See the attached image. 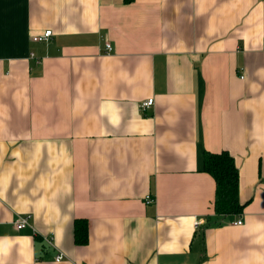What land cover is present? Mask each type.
Instances as JSON below:
<instances>
[{
	"label": "crops",
	"instance_id": "obj_1",
	"mask_svg": "<svg viewBox=\"0 0 264 264\" xmlns=\"http://www.w3.org/2000/svg\"><path fill=\"white\" fill-rule=\"evenodd\" d=\"M0 264H264V0H0Z\"/></svg>",
	"mask_w": 264,
	"mask_h": 264
},
{
	"label": "trees",
	"instance_id": "obj_2",
	"mask_svg": "<svg viewBox=\"0 0 264 264\" xmlns=\"http://www.w3.org/2000/svg\"><path fill=\"white\" fill-rule=\"evenodd\" d=\"M204 170L216 182L214 211L218 217L241 215L245 205L240 201V174L235 157L227 150L204 152ZM89 241L88 225L84 220L75 223V242L79 246Z\"/></svg>",
	"mask_w": 264,
	"mask_h": 264
},
{
	"label": "built area",
	"instance_id": "obj_3",
	"mask_svg": "<svg viewBox=\"0 0 264 264\" xmlns=\"http://www.w3.org/2000/svg\"><path fill=\"white\" fill-rule=\"evenodd\" d=\"M52 35H53V32L51 31V30H49V31H46L43 35H41V36H37V37H35L34 39H33V41H35V42H45V41H48L51 37H52ZM107 49H108V51H111V47L108 45L107 46ZM32 58H35V56L32 54V56H31ZM39 60H37V62H38ZM38 63H40V61L38 62ZM154 104V99L153 98H151V99H148L147 101H144L143 103H142V108L143 109H147V108H149L150 106H152ZM154 202V199L151 197V196H148L147 197V200H146V203L147 204H151V203H153ZM30 219H31V216H22V217H20L19 218V220L16 222V228H17V230H19V231H21V230H25V229H27L28 227H30V223H29V221H30ZM208 219H206V218H204V219H199V220H196L195 222H194V228L196 229V230H200V229H202V228H205V227H207V225H208V221H207ZM243 224V220L242 219H239L237 222H235V226H241ZM45 243L47 244V246H49V247H51V248H55V243H54V240H53V235H50V236H47L46 238H45ZM64 260V256H63V254H61V253H59L57 256H56V258H55V261L57 262V263H60V262H62Z\"/></svg>",
	"mask_w": 264,
	"mask_h": 264
}]
</instances>
